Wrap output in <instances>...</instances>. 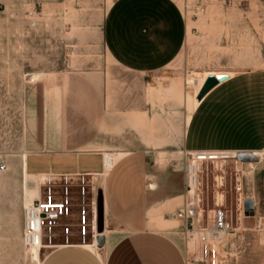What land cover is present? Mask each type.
I'll return each instance as SVG.
<instances>
[{"label":"rangeland","instance_id":"obj_1","mask_svg":"<svg viewBox=\"0 0 264 264\" xmlns=\"http://www.w3.org/2000/svg\"><path fill=\"white\" fill-rule=\"evenodd\" d=\"M115 1L0 0V166L8 167L0 172V264H40L47 253L31 254L22 242L23 207L47 191L45 177L29 168L25 191L24 153L94 149L112 151L116 161L147 150L163 168L183 170L195 94L189 81L198 69H264V0H212L195 19L184 10V53L168 68L145 76L125 71L106 53L103 22ZM215 44L225 51L206 54ZM110 123L112 133L106 132ZM35 156L28 155L27 164ZM202 173L204 209H213L215 197L232 229L221 241L216 264H264V154H236L226 163L204 164ZM61 184L55 181L57 199ZM71 192L70 243L81 245L75 181ZM248 200L252 214L244 210ZM87 211L86 245L102 257L109 236L113 246L122 233L103 221L95 231L102 238L94 240L91 208ZM58 231L64 236V227ZM194 252L197 246L189 251L185 237L188 264H213L194 263Z\"/></svg>","mask_w":264,"mask_h":264},{"label":"crops","instance_id":"obj_2","mask_svg":"<svg viewBox=\"0 0 264 264\" xmlns=\"http://www.w3.org/2000/svg\"><path fill=\"white\" fill-rule=\"evenodd\" d=\"M187 36L181 0H117L108 9L102 29L110 60L129 73L143 76L177 62ZM221 51L225 49L215 44L206 54L216 56ZM196 74H224L228 79L191 109L184 152L264 154V69L201 66ZM192 96L196 97L197 91ZM106 132L112 133V123ZM106 152L112 154L94 149H46L28 152L36 155L28 164V155L23 154L25 191L31 176L28 168L40 177L92 176V208L97 223L114 224L122 233L113 246L112 234L109 236L108 249L101 257L93 249L70 243V234L66 243L58 231L54 246L46 249L40 264H188L183 225L174 218L184 204L183 170L163 168L147 150L125 154L107 170Z\"/></svg>","mask_w":264,"mask_h":264},{"label":"built area","instance_id":"obj_3","mask_svg":"<svg viewBox=\"0 0 264 264\" xmlns=\"http://www.w3.org/2000/svg\"><path fill=\"white\" fill-rule=\"evenodd\" d=\"M212 0H183L181 2L182 10L185 14L189 12L193 19L197 18L205 11V7ZM227 2L229 0H219ZM183 5V6H182ZM185 10V11H184ZM186 17V15H185ZM32 25H34L32 23ZM231 153L227 152H184L187 163L183 169L184 173V204L174 214V218L183 225V234L187 239V247L190 241H194L197 246V254H192L191 258L194 263L215 262L216 256L219 254V246L221 241L231 231L229 229L228 213L224 209V205L217 206L215 197L213 198V209H204L203 195H196L193 189L199 193L200 186L202 188L203 165L207 163L214 164L216 162H228ZM7 165L0 166V172H6ZM61 180L62 195L56 198L53 190L55 181ZM77 182L79 188L80 201V221H81V245L86 244L87 238V208L91 211V231L94 238L95 211L92 197V176L79 175L77 178L71 176H52L47 175L43 182V187L47 189L44 197L34 200L27 208L23 207V234L22 242L26 249L32 246L42 245L43 247L54 246L55 230L64 227L65 242L69 241V228L71 217V187ZM200 197V198H199ZM89 199V204L87 202ZM227 233V234H226ZM48 249V248H47ZM46 250V249H45Z\"/></svg>","mask_w":264,"mask_h":264},{"label":"bare ground","instance_id":"obj_4","mask_svg":"<svg viewBox=\"0 0 264 264\" xmlns=\"http://www.w3.org/2000/svg\"><path fill=\"white\" fill-rule=\"evenodd\" d=\"M219 75H224V74H217V75H213V76H219ZM195 77V76H194ZM198 77V78H197ZM206 77L207 76H205V75H199V74H197L196 75V77L195 78H192L190 81H189V83L190 84H192L193 86H194V88H195V92L197 91V94H198V92H199V90H200V88H201V86H202V84L205 82V79H206ZM191 102L192 103H194V105L195 104H198V101H197V99H196V97H192L191 98ZM254 157L255 158H259L260 156L259 155H254ZM105 158H106V168H107V170H109L111 167H113V165H114V163H115V158L112 156V154H107V155H105ZM230 158H235V154H230ZM223 162V161H222ZM250 166H253V164L251 163V164H249ZM47 177V176H46ZM46 177L44 178V177H41L42 179L44 178V180L46 179ZM40 178V179H41ZM43 180V181H44ZM39 190V189H38ZM193 193L194 194H196V195H201V186H200V189H199V193H197V190L196 189H193ZM40 197H41V195H39L38 196V199H40ZM200 198V197H199ZM29 205H24V207L25 208H27ZM96 224H97V213L95 212V228H94V238L96 237V238H102V234H100V235H97V236H95V231H96ZM229 229H230V225H229ZM230 230H232V229H230ZM231 232V231H230ZM227 234V233H226ZM229 234V233H228ZM95 240V239H94ZM82 247H84V248H89L91 245H86V244H84V245H81ZM194 247H195V243H194V241L192 240V241H190L189 243H188V249H189V251H192L193 249H194ZM47 248H51V247H43L42 245H38V246H32L30 249H28V250H30V252H31V254H34V253H38V250H43V249H47ZM213 264H215V262L213 263Z\"/></svg>","mask_w":264,"mask_h":264},{"label":"water","instance_id":"obj_5","mask_svg":"<svg viewBox=\"0 0 264 264\" xmlns=\"http://www.w3.org/2000/svg\"><path fill=\"white\" fill-rule=\"evenodd\" d=\"M228 79L227 75H219V76H213L210 75L206 78L202 88L200 89L196 99L198 102H200L203 97L210 91L212 90L215 86H217L218 84L226 81ZM244 210L246 211V213H253L254 210V205L253 202L251 200H248L245 202L244 204Z\"/></svg>","mask_w":264,"mask_h":264}]
</instances>
